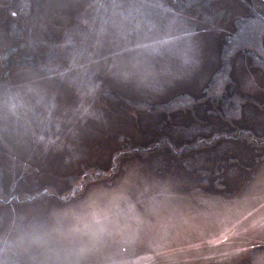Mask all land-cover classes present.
Wrapping results in <instances>:
<instances>
[{"label": "rangeland", "instance_id": "obj_1", "mask_svg": "<svg viewBox=\"0 0 264 264\" xmlns=\"http://www.w3.org/2000/svg\"><path fill=\"white\" fill-rule=\"evenodd\" d=\"M0 264H264V0H0Z\"/></svg>", "mask_w": 264, "mask_h": 264}]
</instances>
